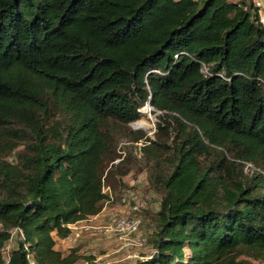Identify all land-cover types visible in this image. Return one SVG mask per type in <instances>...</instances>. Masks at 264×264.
<instances>
[{
  "label": "trees",
  "instance_id": "16d2710c",
  "mask_svg": "<svg viewBox=\"0 0 264 264\" xmlns=\"http://www.w3.org/2000/svg\"><path fill=\"white\" fill-rule=\"evenodd\" d=\"M252 6L0 0V264H76L56 240L101 213L124 126L146 104L175 126L172 146L130 134L161 194L154 252L134 264L264 262V26ZM171 147L165 166L151 159Z\"/></svg>",
  "mask_w": 264,
  "mask_h": 264
},
{
  "label": "rangeland",
  "instance_id": "374dc122",
  "mask_svg": "<svg viewBox=\"0 0 264 264\" xmlns=\"http://www.w3.org/2000/svg\"><path fill=\"white\" fill-rule=\"evenodd\" d=\"M140 111L142 116L138 122H142L144 128L138 127L137 121L124 126L126 135L118 143V159L116 162L125 161L118 163L114 175L104 181V186H109L112 189L116 197L115 202L107 206L104 203L105 206L103 207L105 209L101 212L98 219L91 220L90 218L75 224L69 239L56 240V249L64 256L69 255L71 251L76 252L78 256L76 264H134L137 261L149 259L154 252L152 237L155 232V220L160 208L161 194L153 189L149 182V177L153 170V161L142 159L137 161L139 146L133 142V136L130 134L152 137L162 147L172 146L171 133L175 123L165 117L163 112L155 110L149 104L144 105ZM159 124L163 128L161 131ZM165 128H168V130L164 132ZM168 133L170 138H167ZM138 143L143 144L145 141ZM24 148L25 145L19 146L10 158L15 160V157ZM162 151L163 148L159 150V154L155 157L151 156V159L158 158V162L165 166L168 163V159L172 157L174 150L171 147L167 152L168 154L165 155H163ZM119 156L121 157L119 158ZM253 171L251 167L245 169V173L248 175H251ZM130 190L136 192L137 196L144 201L142 210L139 213L141 219L140 231L132 236L131 241L120 240L116 235L99 233L95 227L106 223L105 214L116 212L120 215L132 216L130 213H120L119 205L117 204L119 197ZM18 239L19 236L14 232L13 238L5 244L7 253L16 248ZM255 264H264V262H256Z\"/></svg>",
  "mask_w": 264,
  "mask_h": 264
},
{
  "label": "built area",
  "instance_id": "2783aa9c",
  "mask_svg": "<svg viewBox=\"0 0 264 264\" xmlns=\"http://www.w3.org/2000/svg\"><path fill=\"white\" fill-rule=\"evenodd\" d=\"M250 1L253 4L251 9V17L253 19H256L260 24L264 26V0ZM136 144L142 145V143ZM103 193H105L106 195V200L104 202L106 206L115 202L116 197L109 186L105 187L103 185ZM117 204L119 205L120 213H130L132 214V216L120 215L116 212L107 213L105 214L106 223L100 226H96L95 228L99 231V233L103 235H116L120 240L131 241L132 236L140 231L141 219L139 217V213L142 210L141 208L144 204V201L141 200L139 196H137L136 192L130 190L119 197ZM104 209L105 208L103 207L101 212H103ZM100 214L90 217L91 220L98 219ZM74 225L75 224L69 225V228L72 230ZM70 235L67 236L65 239H69ZM30 264H34L32 259H30Z\"/></svg>",
  "mask_w": 264,
  "mask_h": 264
},
{
  "label": "bare ground",
  "instance_id": "6f19581e",
  "mask_svg": "<svg viewBox=\"0 0 264 264\" xmlns=\"http://www.w3.org/2000/svg\"><path fill=\"white\" fill-rule=\"evenodd\" d=\"M143 121H144V120H143ZM137 122H138V121H137ZM137 126H138V127H141V128H144V124H143L142 122H138V123H137ZM138 127H137V128H138Z\"/></svg>",
  "mask_w": 264,
  "mask_h": 264
}]
</instances>
